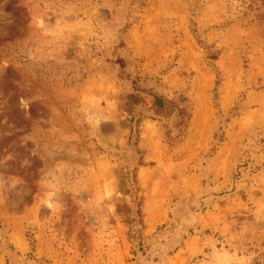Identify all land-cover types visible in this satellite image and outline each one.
I'll return each instance as SVG.
<instances>
[{
  "label": "rangeland",
  "instance_id": "obj_1",
  "mask_svg": "<svg viewBox=\"0 0 264 264\" xmlns=\"http://www.w3.org/2000/svg\"><path fill=\"white\" fill-rule=\"evenodd\" d=\"M0 264H264V0H0Z\"/></svg>",
  "mask_w": 264,
  "mask_h": 264
}]
</instances>
